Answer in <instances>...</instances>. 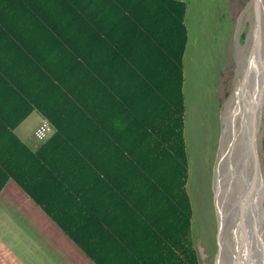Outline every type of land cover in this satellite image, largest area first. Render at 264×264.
<instances>
[{"label": "trees", "instance_id": "1", "mask_svg": "<svg viewBox=\"0 0 264 264\" xmlns=\"http://www.w3.org/2000/svg\"><path fill=\"white\" fill-rule=\"evenodd\" d=\"M185 0H0L10 180L95 264H202L187 189ZM38 111L53 134L16 129Z\"/></svg>", "mask_w": 264, "mask_h": 264}, {"label": "rangeland", "instance_id": "2", "mask_svg": "<svg viewBox=\"0 0 264 264\" xmlns=\"http://www.w3.org/2000/svg\"><path fill=\"white\" fill-rule=\"evenodd\" d=\"M185 1L189 38L184 57L185 136L190 164L187 189L194 212L192 237L202 264H229L228 249L226 254L223 250L218 262L221 246L215 182L219 184L225 180L226 185H216L222 203L226 188L231 189L235 185L240 193L246 192L244 175L252 166L246 132L238 145L237 140L252 115L245 110L246 105L241 98L244 93H249V78L246 87L240 88V84L244 68L249 62L253 63L252 55L249 60V53L256 35L255 9L252 0ZM261 18L264 55V0ZM241 90L244 93L240 95ZM262 98L258 111L257 149L260 185L264 192V93ZM237 104L238 109L235 108ZM36 113L17 129L20 138L30 145H36L33 136L38 120ZM231 170L238 173L235 180L230 175ZM9 185L24 193L14 181H10ZM261 200L264 219V194ZM29 203L37 211L36 214L30 212L32 218L26 216L25 210L28 215L29 211L26 209L28 205H25L21 207L24 208L21 214H14V221H8L10 225L14 224V235L8 238L9 243H13L10 245L14 253L12 264H55L52 260L49 263L43 256V249L53 242L55 246L62 243L64 248L76 252L87 264H94L38 205L32 200ZM19 220L25 221L22 227L17 225ZM19 233L22 235L18 236ZM229 233L233 238L232 231ZM0 264H11V261L9 257L5 260L0 256Z\"/></svg>", "mask_w": 264, "mask_h": 264}, {"label": "bare ground", "instance_id": "3", "mask_svg": "<svg viewBox=\"0 0 264 264\" xmlns=\"http://www.w3.org/2000/svg\"><path fill=\"white\" fill-rule=\"evenodd\" d=\"M251 55L253 63H250L249 75L244 80L242 85V87H246V82L249 78L250 81L247 83L250 89L248 91L249 95L242 92V90L240 95L244 93L241 98L244 99V103L246 105L245 110H247L248 114L252 113V115L250 120L248 121L247 126L242 130L237 140L238 145V143H240L239 140L244 139V135L246 132V141L249 147L250 155V139L254 125L253 107L257 103L258 97L261 93L264 79L262 69L263 65L261 62V60L264 61L262 47H260V51L258 50V47H255ZM247 67L248 66L244 68V73ZM251 70L253 71V74L251 73ZM238 107L239 105L237 104L235 108L238 109ZM247 117L249 116H246V118ZM251 171L252 166L247 168V173L244 175L246 184H248L249 182V175ZM237 174L238 173L236 170L230 171V175L234 180L236 179ZM224 183L225 180H221L219 184L215 182L216 204L220 227L219 239L221 246L220 254L218 256V262L220 263V258L223 254V250L226 254V250L228 249L227 251L229 253H227L230 256L229 264H264V219L261 209V196L264 194V192L262 186L259 183V185L255 189V192H253V194L249 198L246 204V208L242 210L243 203L245 201L244 196L247 191L242 194L238 191V187H236L235 185L231 189L226 188L224 191V198L222 203V201H220V190L216 185H226ZM248 186L249 185H247L246 190L248 189ZM230 231H232L233 233V238L232 234L230 235L229 233Z\"/></svg>", "mask_w": 264, "mask_h": 264}, {"label": "crops", "instance_id": "4", "mask_svg": "<svg viewBox=\"0 0 264 264\" xmlns=\"http://www.w3.org/2000/svg\"><path fill=\"white\" fill-rule=\"evenodd\" d=\"M36 112H38V111H34L32 114H37ZM37 116H38V120H37V124H36L35 129L40 124L41 120L43 119V116L39 112H38ZM17 129H16V133H17ZM34 130H33V132H34ZM31 145L34 146L33 144H31ZM34 147H36V146H34ZM10 181H13V180H10ZM10 181L7 183V185L5 186V188L2 190V192L0 194V256H1V259L4 258L5 260H8V257H9V260L11 261V264H12L13 263L14 253H13V248L11 249L10 245L11 244L13 245V243L10 244L9 241H8V238L11 235H14V224L10 225L8 223V221H11V220L14 221L13 220L14 219V214H16V215L17 214H21L22 211L24 210V208H21V207H24L25 205H28V207L26 209H28L29 215L26 213L27 210H25V214H26L27 217L32 218V216L30 215V212H34L36 214L37 211L31 205V203H29V202H31L32 199L21 188L20 189L24 193H20L19 191L14 189V187H12V185H9ZM17 207H19V208H17ZM24 222L25 221L19 220V222H18L19 224L17 223L18 227H22ZM25 228H28V227H25ZM20 231H24V229H20ZM49 232H51V231H49ZM19 235H22V234L19 233L18 236ZM62 241H63V243L65 242L63 239H62ZM43 251H44V253H43L44 259L47 260L49 263H51L50 261L52 260V261H54L55 264H87L86 262H84L81 259V257L77 256L76 252H74L73 250H71L69 248H64L62 246V243H60V242L56 246L54 245V242H53L51 245H49V247H46L45 249H43ZM48 253H50L53 257L50 254H48ZM78 258H79V261H78ZM87 258L90 261H92L88 256H87ZM72 260H73V262H72ZM90 264H92V263H90Z\"/></svg>", "mask_w": 264, "mask_h": 264}, {"label": "water", "instance_id": "5", "mask_svg": "<svg viewBox=\"0 0 264 264\" xmlns=\"http://www.w3.org/2000/svg\"><path fill=\"white\" fill-rule=\"evenodd\" d=\"M253 2V6L255 9V16H256V24H255V29H256V35H255V39L253 42V45L250 49V53H249V60L251 59V54L253 52V49L255 47H258V50L260 51V47H261V42H262V36H261V30H262V0H252ZM262 69H263V77H264V61H262ZM249 70H250V62L248 64V67L244 73V75H242L243 80L240 84V88L243 85L244 80L248 77L249 75ZM262 90L261 93L258 97L257 103L254 105L253 107V130H252V135H251V157H252V171L250 172L249 175V182L247 185L248 189L246 190V194L244 196V203H243V208L242 210H244L246 208V204L249 200V198L251 197V195L253 194V192H255V189L257 188V186L260 183V160H259V153H258V149H257V133H258V126H259V119H258V111L260 109V104L262 101V95L264 93V79H263V85H262Z\"/></svg>", "mask_w": 264, "mask_h": 264}, {"label": "built area", "instance_id": "6", "mask_svg": "<svg viewBox=\"0 0 264 264\" xmlns=\"http://www.w3.org/2000/svg\"><path fill=\"white\" fill-rule=\"evenodd\" d=\"M54 127L51 121L43 117L40 124L37 126V128L34 130V140L36 141V145L39 146L41 143L45 142L50 135L53 133Z\"/></svg>", "mask_w": 264, "mask_h": 264}]
</instances>
